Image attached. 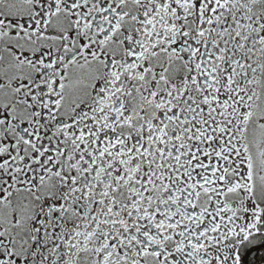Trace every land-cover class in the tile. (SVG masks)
<instances>
[{"label": "snow or ice", "instance_id": "obj_1", "mask_svg": "<svg viewBox=\"0 0 264 264\" xmlns=\"http://www.w3.org/2000/svg\"><path fill=\"white\" fill-rule=\"evenodd\" d=\"M0 264H264V0H0Z\"/></svg>", "mask_w": 264, "mask_h": 264}]
</instances>
